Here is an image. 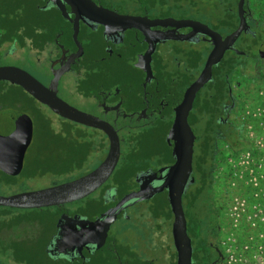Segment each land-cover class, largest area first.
<instances>
[{
	"label": "flooded vegetation",
	"instance_id": "flooded-vegetation-1",
	"mask_svg": "<svg viewBox=\"0 0 264 264\" xmlns=\"http://www.w3.org/2000/svg\"><path fill=\"white\" fill-rule=\"evenodd\" d=\"M89 1L0 0V68L23 70L45 88L55 80L60 100L113 128L120 142L119 161L122 157L127 161L121 166L120 182L113 178L108 184L115 168L91 195L45 208L56 214L43 254L53 264H178L167 192L154 196L142 216L130 214L137 205L121 202L139 190L150 172L174 163L175 142L169 132L176 109L214 48L206 28L225 41L239 26L237 7L234 13L233 7L228 8L226 18L213 24L199 15L201 0ZM243 10L246 29L213 65L210 81L196 92L188 113L195 138L192 164L194 155L199 163L211 145L217 156L231 153L234 144L227 141L229 136L246 145L243 151L249 148L247 105L264 84V7L252 3ZM123 18L131 19L130 27ZM37 123L44 124L41 119ZM82 127L90 130L84 135L97 140L107 154L106 135ZM160 128H165L163 149L154 167L148 164L153 156H143L142 150L152 142L149 135ZM122 146L128 153L123 154ZM85 166L79 164L75 170ZM214 190L213 186L214 221L208 223L187 215L185 194L182 197L191 264H225L219 243L221 207ZM198 193L200 188L190 195L189 205ZM85 200L84 208L75 206Z\"/></svg>",
	"mask_w": 264,
	"mask_h": 264
},
{
	"label": "rangeland",
	"instance_id": "rangeland-1",
	"mask_svg": "<svg viewBox=\"0 0 264 264\" xmlns=\"http://www.w3.org/2000/svg\"><path fill=\"white\" fill-rule=\"evenodd\" d=\"M234 3L235 0H201L198 5L199 15L202 19H210L216 24L218 20L226 18L228 8L233 7L234 13ZM30 98L17 86L0 82V132L5 133L12 123L13 116L18 113L27 116L33 124V139L25 153L22 170L20 174L14 176L16 184L1 188L0 195L3 196L37 191L76 179L90 172L106 154V148L97 140L89 139L88 135H84L90 130L57 117L45 106ZM246 112L249 113L247 133L253 155H247L248 149L239 151L237 155L231 153L219 155L213 175L216 180L215 202L221 207L218 210L221 225L219 243L225 255V264H264V84L255 91ZM38 113L44 117L39 118ZM46 117L50 122L44 121L45 125L40 124V129L37 130V122L40 119H47ZM164 134L165 128L151 133L149 139L152 142L142 150V154H145L143 156H153L148 157L150 159L148 164L151 166L155 167L160 160V156L157 155L163 149ZM234 138L235 136H229L226 139L237 149L247 148L242 143L237 144ZM82 146L85 148L87 146L89 149ZM128 151L129 149L126 150L122 146L123 154ZM196 159L197 155H194L192 165L195 183L186 191L183 203L187 215L197 218L202 221L201 223L204 220L208 223L214 221L212 211L210 213L213 191L210 188V161L201 159L198 163ZM126 162L122 157L108 184L113 178H115L114 182L123 179L124 172H121V166ZM1 163V167L3 166L7 171H14L17 167L13 156L4 158ZM79 164L86 165L82 171L75 170ZM198 188L202 189V192L195 194L196 198L189 205L190 195ZM94 195L92 199L97 196ZM87 201L76 203L75 206L84 208ZM152 202L137 204L130 214L134 217L147 214L146 211ZM55 214L54 209L41 211L0 209V216H7L5 223L9 230L2 236L7 241H19L27 245L31 264H53L43 254V246L54 232ZM167 230L166 227L163 231L168 236ZM159 252L161 258H164V252ZM7 262H9L8 257L0 256L1 264Z\"/></svg>",
	"mask_w": 264,
	"mask_h": 264
},
{
	"label": "water",
	"instance_id": "water-1",
	"mask_svg": "<svg viewBox=\"0 0 264 264\" xmlns=\"http://www.w3.org/2000/svg\"><path fill=\"white\" fill-rule=\"evenodd\" d=\"M245 1L238 0L236 7L239 26L225 41H221L208 27L206 28L207 34L213 39L214 48L209 54L200 76L186 90L182 103L176 109L175 119L169 132V137L173 138L175 142L173 150L174 163L167 168L160 169L156 173L150 172L145 177L147 181L141 184L139 190L125 196L121 202L122 204L137 205L151 201L159 193L167 192L170 212L173 218L171 237L177 252L178 264H191L192 254L182 207V197L194 181L192 159L195 138L188 125V113L192 107L196 92L210 81L213 65H217L220 62L224 52L234 45L241 32L246 29L247 26L243 17ZM121 21H123L124 25L131 26L130 18H123ZM0 82H6L21 88L32 99L47 107L54 115L62 119L100 130L106 135L109 142L105 159L92 172L79 179L41 190L26 191L7 196L0 195V208L40 210L59 207L84 199L94 193L109 179L120 157L119 138L111 126L60 100L56 95L55 80H53L49 88H45L23 70L14 67H1ZM32 131L31 120L27 116L18 113L13 116L12 123L5 130V133L0 132L1 172L11 177L20 174L25 153L32 140ZM8 156L15 158L17 167L14 171H7L3 166L1 167V161ZM157 174H159V177H157ZM96 225L97 222L90 223V227H95ZM100 246L97 245V248Z\"/></svg>",
	"mask_w": 264,
	"mask_h": 264
},
{
	"label": "trees",
	"instance_id": "trees-1",
	"mask_svg": "<svg viewBox=\"0 0 264 264\" xmlns=\"http://www.w3.org/2000/svg\"><path fill=\"white\" fill-rule=\"evenodd\" d=\"M237 2H238V0H235L234 7H236ZM252 3H256L257 7H264V0H246V2H245V4H249V6ZM1 83H4V82H1ZM19 89H21V88H19ZM30 99H32V98H30ZM38 115H40V114L38 113ZM40 118H42V117L40 116ZM41 121H43V123H44V121H46V120L41 119ZM46 122H48V121H46ZM43 125H45V123ZM38 129H40L39 124H38L37 130ZM214 146L215 145H211V148H209V152L207 151L204 153L203 156H201L202 161H205L206 159H209V161H210L209 178L211 179L210 180V184H211L210 188L211 189H213V186H215V184H216V180L214 179V176H213L214 170H215L216 165H217L216 164V160H217L216 156L217 155L215 153V150H212ZM241 150H244V149H240V148L237 149V147L234 146L233 148H231V154L237 155L239 153V151H241ZM248 151L251 153H254L253 149H251L250 146L248 148ZM15 180H16V177L8 176V175H6L0 171V190L3 187H12L14 184H16ZM200 191L202 192V189H200ZM212 195H213V192H212ZM211 199H212V196H211ZM0 209L7 210V211H20V210H15V209H8V208H0ZM6 218H7L6 215L0 216V256L8 257L10 264H31L32 263L31 257L28 256L29 250H28L27 245H25L19 241H7L6 238L2 236L4 234V232L9 231L8 228L6 227V223H5ZM25 234H26V232H25ZM9 262H7V264Z\"/></svg>",
	"mask_w": 264,
	"mask_h": 264
},
{
	"label": "built area",
	"instance_id": "built-area-1",
	"mask_svg": "<svg viewBox=\"0 0 264 264\" xmlns=\"http://www.w3.org/2000/svg\"><path fill=\"white\" fill-rule=\"evenodd\" d=\"M247 155L248 156H252L253 154L251 152H247Z\"/></svg>",
	"mask_w": 264,
	"mask_h": 264
}]
</instances>
